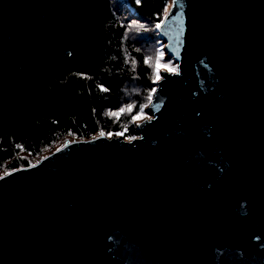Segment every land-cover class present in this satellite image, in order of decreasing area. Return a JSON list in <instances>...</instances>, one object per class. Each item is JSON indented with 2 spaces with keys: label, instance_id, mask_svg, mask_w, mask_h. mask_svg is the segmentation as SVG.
I'll return each instance as SVG.
<instances>
[{
  "label": "water",
  "instance_id": "water-1",
  "mask_svg": "<svg viewBox=\"0 0 264 264\" xmlns=\"http://www.w3.org/2000/svg\"><path fill=\"white\" fill-rule=\"evenodd\" d=\"M138 136L0 176V264H264V0H170Z\"/></svg>",
  "mask_w": 264,
  "mask_h": 264
},
{
  "label": "trees",
  "instance_id": "trees-1",
  "mask_svg": "<svg viewBox=\"0 0 264 264\" xmlns=\"http://www.w3.org/2000/svg\"><path fill=\"white\" fill-rule=\"evenodd\" d=\"M128 2L150 32L135 37L119 0H0V175L70 137L138 136L157 86L148 45L163 46L170 0Z\"/></svg>",
  "mask_w": 264,
  "mask_h": 264
},
{
  "label": "rangeland",
  "instance_id": "rangeland-1",
  "mask_svg": "<svg viewBox=\"0 0 264 264\" xmlns=\"http://www.w3.org/2000/svg\"><path fill=\"white\" fill-rule=\"evenodd\" d=\"M119 1L121 3L120 8L126 14V17H127L126 19H128L127 20L128 25L130 26L131 30L133 31V34H135V37H139L140 34L148 33V32H150V30L153 29L152 25H148V24L144 23L142 20H140L139 18H136L135 16H131V14H134L135 11H134V8L131 6V4L128 2V0H126V1L125 0L124 1L119 0ZM168 7H169V5L167 6V9H168ZM163 46H160V44H158V43H156V44L151 43L148 45V50H150V52H152L153 56H154V59L151 58L150 62H151V65L154 69L155 79L157 81L161 79V72L162 71L166 70L169 72H173V71H176L178 69V65L173 59L166 58V53L164 52ZM149 103L147 105H145L144 108H142V110H143L142 112L140 111L136 116H134V121L136 124L142 120L149 118V115L146 112V108L148 107ZM129 110H130V106H126L122 109V111L111 113V115L115 116L117 118L122 112H128ZM103 133H104V135H106L108 137H112L114 135L123 137L122 132H107L106 131ZM118 133H121V134L118 135ZM99 135H100V133H99ZM77 139L78 138L70 137L68 142L72 141V140H77ZM124 139L132 140L130 138H124ZM48 153H50V151L46 152L45 154H48ZM41 157L30 158L31 164L38 161ZM5 173H7V172H3V174H5ZM3 174H1V175H3Z\"/></svg>",
  "mask_w": 264,
  "mask_h": 264
},
{
  "label": "snow or ice",
  "instance_id": "snow-or-ice-1",
  "mask_svg": "<svg viewBox=\"0 0 264 264\" xmlns=\"http://www.w3.org/2000/svg\"><path fill=\"white\" fill-rule=\"evenodd\" d=\"M157 27H159V25H157ZM142 111H143V110L141 109V112H142ZM120 134H121V133H118V135H120ZM100 135H101V136H103V135H104V133H103V132H101V133H100ZM17 147H22V146H20V145H17Z\"/></svg>",
  "mask_w": 264,
  "mask_h": 264
}]
</instances>
